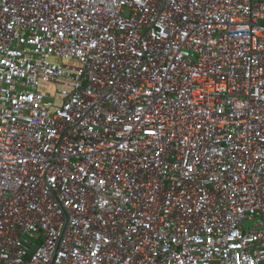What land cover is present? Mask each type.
<instances>
[{
    "label": "built area",
    "instance_id": "obj_1",
    "mask_svg": "<svg viewBox=\"0 0 264 264\" xmlns=\"http://www.w3.org/2000/svg\"><path fill=\"white\" fill-rule=\"evenodd\" d=\"M0 264H264V0H0Z\"/></svg>",
    "mask_w": 264,
    "mask_h": 264
},
{
    "label": "rangeland",
    "instance_id": "obj_2",
    "mask_svg": "<svg viewBox=\"0 0 264 264\" xmlns=\"http://www.w3.org/2000/svg\"><path fill=\"white\" fill-rule=\"evenodd\" d=\"M41 88L43 89V90H49V91H51L52 92V90H56L57 88H56V85H54V86H46L45 84H42V86H41ZM247 227L248 228H254V224L253 223H251V222H248L247 223Z\"/></svg>",
    "mask_w": 264,
    "mask_h": 264
}]
</instances>
